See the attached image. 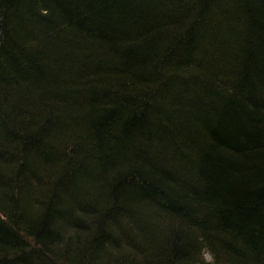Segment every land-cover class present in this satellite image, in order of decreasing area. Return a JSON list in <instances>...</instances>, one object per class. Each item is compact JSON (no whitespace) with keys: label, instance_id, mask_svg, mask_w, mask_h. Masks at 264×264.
<instances>
[{"label":"trees","instance_id":"obj_1","mask_svg":"<svg viewBox=\"0 0 264 264\" xmlns=\"http://www.w3.org/2000/svg\"><path fill=\"white\" fill-rule=\"evenodd\" d=\"M0 264H264V0H0Z\"/></svg>","mask_w":264,"mask_h":264}]
</instances>
